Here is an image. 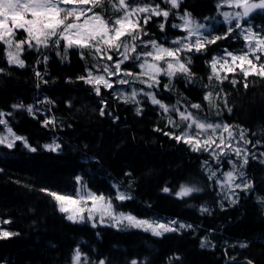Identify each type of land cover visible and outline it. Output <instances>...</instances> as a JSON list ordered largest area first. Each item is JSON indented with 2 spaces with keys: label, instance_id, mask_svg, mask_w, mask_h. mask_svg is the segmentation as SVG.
I'll list each match as a JSON object with an SVG mask.
<instances>
[{
  "label": "trees",
  "instance_id": "16d2710c",
  "mask_svg": "<svg viewBox=\"0 0 264 264\" xmlns=\"http://www.w3.org/2000/svg\"><path fill=\"white\" fill-rule=\"evenodd\" d=\"M219 2L183 0L182 8L197 19L218 17L216 5ZM102 11L106 17L113 15L110 7ZM169 21L176 22L171 15ZM248 23L259 25L264 23V18L256 15ZM152 31L162 35L158 28ZM168 35L171 38L172 32ZM238 43L242 45V39ZM217 45L227 46V41H218ZM217 45L211 46L213 54L222 53ZM41 51L49 57L47 64H35L36 54L33 53L27 56L25 68H9L6 57L0 53V65L7 73H0V110L11 112V105L19 102L40 105L44 109L51 107L45 115L55 116L57 121L55 128L52 125L44 127L41 124L43 115L37 114L33 119L24 110L15 111L13 117H5L14 132L26 137L32 146L50 144L53 139L62 146V152L40 149L36 159H31L36 154L26 149L8 150L0 146V168L3 169L0 171V221L9 220L10 223L3 224L2 228L21 234L0 241V264H70L72 250L78 245L94 259L107 258L109 264H130L132 259L138 264H169L170 258L171 264H226L225 251L237 255L239 262L247 257L254 264H264V206L257 199L264 198V164L250 159L245 172L254 191L240 192L235 205L224 201V210L217 203L220 197L208 188L183 200L164 193L165 186L178 190L181 183L206 185L197 159L200 154L154 132L158 117L150 104L138 117L133 104L120 103V120L115 124L100 117L93 111L99 98L89 93L88 85L76 80L77 76L85 74V61L74 49L69 50L66 59H61L54 50ZM33 67L42 74L47 73L44 75L47 84L40 82L37 88ZM190 68L195 73L194 83L186 85L183 77L174 81L176 91L170 96V102L181 98L184 103L186 97L197 103L208 90L203 85L208 83L211 69L204 59H194ZM233 75L239 81L235 87L229 83ZM228 76L229 80H225L222 87L229 93L232 112L222 111L217 120L242 126L249 136L255 132L257 137L253 139L264 135V79L250 75L245 88L238 68ZM67 80L73 83H66ZM43 97L54 101L55 106L38 103ZM67 101L73 104L71 111L66 110ZM206 112L207 102H204V111L199 114L204 117ZM68 124L72 127H66ZM73 172L86 173L84 179L89 188L106 196L115 195L116 190L111 187L114 182L120 183V191H131L133 200L114 201V205H119L118 211L130 212L140 219H177L193 228L158 238L133 228L118 231L106 226L92 229L88 225L72 224L58 211L53 198L39 189L72 193ZM125 172L132 173L131 189ZM189 204L193 207H188ZM201 205L211 208L212 215H201ZM205 237L215 247L201 248L200 240ZM239 242H247L249 248L229 247ZM176 256L180 258L178 261L174 259Z\"/></svg>",
  "mask_w": 264,
  "mask_h": 264
},
{
  "label": "snow or ice",
  "instance_id": "6c2138e0",
  "mask_svg": "<svg viewBox=\"0 0 264 264\" xmlns=\"http://www.w3.org/2000/svg\"><path fill=\"white\" fill-rule=\"evenodd\" d=\"M182 3L183 0H107V4L104 0H0V45L3 46L0 53L6 57L9 68H25L27 56L33 53L36 54L35 64H47L49 57L42 49L55 50L61 59H66L69 50L74 49L86 64L85 74L77 76L76 80L88 85L89 93L99 98L94 112L115 124L120 120V103L135 105L134 112L138 117L151 104L158 117L153 131L200 154L197 159L206 185L181 183L178 190L165 186L162 191L183 200L208 188L220 197L217 203L224 210V201L235 205L239 202L240 192L254 191L245 169L250 159L264 164V135L253 139L257 137L255 132L249 136L242 126L209 120L199 113L204 111V102H207L209 110H215L217 116L224 110L232 112L229 93L222 85L229 80L228 74L235 73L237 68L242 73L245 88L250 75L264 79V23H248L256 15L264 18V0H220L216 5L219 18L205 16L202 19L182 8ZM106 7H110L113 13L107 18L102 11ZM225 8L228 10H222ZM170 15L179 23L170 22ZM154 27L162 35L152 31ZM169 32H172L171 38ZM241 39L242 45L238 43ZM218 41H227V46L217 45ZM213 45L220 47L222 54H213ZM201 58L211 69L208 83L203 85L208 90L202 100L194 103L184 97V103L181 98L175 103L170 102V96L176 91L174 81L183 77L186 85L194 83L195 73L190 66L194 59ZM33 71L38 81L37 88L40 82L48 83L44 80L46 72L42 74L35 67ZM0 73L7 74L3 65H0ZM65 82L73 83L72 80ZM238 82L235 75L229 80L233 87ZM38 103L55 106V102L47 97ZM65 107L71 111L72 102L67 101ZM11 108V112L0 110V146L8 150L26 149L36 154L31 159L39 156L40 149L50 153L62 152L61 144L55 139L50 144L32 146L26 137L14 132L5 118L13 117L15 111L24 110L33 119L37 114L43 115L42 126L55 128V116L45 115L51 107L39 109L34 104L19 102L12 104ZM66 127L71 128L72 125ZM205 153L207 157H204ZM95 163L99 164V160ZM85 175L72 173L75 181L72 193L59 194L46 188L39 189L56 201L59 212L66 214L65 218L72 224L88 225L92 229L106 226L118 231L134 228L150 232L155 237L193 228L191 224L175 219H140L130 212L118 211L119 205H114V201L133 200L131 191H120V183L114 182L111 185L116 190L114 196L94 192L85 182ZM124 176L129 178L127 184L131 189L132 173L125 172ZM257 199L264 206V198ZM199 211L201 215H212V209L206 205H201ZM3 223L10 221L6 219ZM20 235L19 232L0 229V241ZM200 247L215 245L205 237L200 240ZM229 247L244 250L249 248V244L239 242ZM224 256L226 264H254L247 257L239 262L237 255H229L227 251ZM174 259L178 261L180 258L176 256ZM70 264L109 262L107 258L94 259L78 245L72 250ZM130 264L138 262L132 259Z\"/></svg>",
  "mask_w": 264,
  "mask_h": 264
},
{
  "label": "rangeland",
  "instance_id": "374dc122",
  "mask_svg": "<svg viewBox=\"0 0 264 264\" xmlns=\"http://www.w3.org/2000/svg\"><path fill=\"white\" fill-rule=\"evenodd\" d=\"M225 10H228L227 8L225 9ZM107 18V17H106ZM178 23H179V21H178ZM44 50V49H43ZM55 51V50H54ZM222 54V53H221ZM6 61H7V59H6ZM222 75H223V73H221ZM137 87H140L139 85H137ZM151 105V104H150ZM135 106V105H134ZM37 108H39V109H44V108H42L40 105L37 107ZM202 117V116H201ZM205 118H207V119H209V120H217V115H216V112H215V110H209L208 108H207V112L205 113V116H204ZM0 129H2V126H0ZM177 131H178V129H177ZM227 202V201H226ZM55 203H56V201H55ZM228 203V202H227ZM229 204V203H228ZM56 206H57V204H56ZM57 209H58V206H57ZM59 211V210H58ZM63 214V213H62ZM64 215H66V214H64ZM3 224H5V223H3L2 221H0V226H2ZM0 229H2V230H6V231H9V230H7V229H5V228H2V227H0ZM116 229V228H115ZM134 229V228H133ZM137 230H139V229H137Z\"/></svg>",
  "mask_w": 264,
  "mask_h": 264
}]
</instances>
